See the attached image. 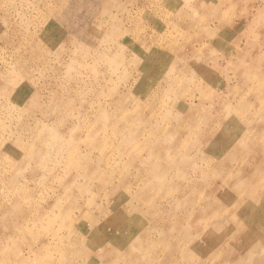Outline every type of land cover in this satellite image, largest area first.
Wrapping results in <instances>:
<instances>
[{
  "label": "rangeland",
  "instance_id": "rangeland-1",
  "mask_svg": "<svg viewBox=\"0 0 264 264\" xmlns=\"http://www.w3.org/2000/svg\"><path fill=\"white\" fill-rule=\"evenodd\" d=\"M138 242L264 264V0H0V264Z\"/></svg>",
  "mask_w": 264,
  "mask_h": 264
},
{
  "label": "crops",
  "instance_id": "crops-1",
  "mask_svg": "<svg viewBox=\"0 0 264 264\" xmlns=\"http://www.w3.org/2000/svg\"><path fill=\"white\" fill-rule=\"evenodd\" d=\"M105 60H106V63L111 67V69L112 68H114V67H118V66H120V65H122L123 64V61H124V54H122V52L120 53V54H118V55H116V56H114L113 58L111 57V56H109V55H106L105 56ZM19 63H18V66L20 65V61H18ZM21 68V67H20ZM10 87V86H9ZM64 100V99H63ZM65 101V100H64ZM69 101H66V105L68 106V103ZM68 103V104H67ZM63 103H61V105H62ZM63 106H65V104L63 105ZM70 106V105H69ZM78 110H75L76 111V114L79 116V118L82 116V111H79V108H77ZM55 111H57V109H53L52 110V112H55ZM121 111H125V110H121ZM126 115H128V114H125V116ZM99 116H107V112H106V109H102L101 110V112H100V114H99ZM70 118H72V117H70ZM76 124H73L72 126L73 127H77V125L75 126ZM71 126V127H72ZM70 127V128H71ZM72 127V128H73ZM69 128V131H71V130H73L72 128L70 129ZM63 140V141H62ZM67 141V138H63V139H61V142L59 143V149L61 150V149H63L64 148V143ZM103 180H105L104 178H103ZM144 190H141V193L140 194H138L139 196H144V194H145V192H143ZM130 197L132 196V194L131 195H129ZM91 223L92 224H94L95 222H94V220H91ZM163 223V225H166V224H169V222H166V221H164V222H162ZM167 228H168V225L166 226ZM178 228V226H173V227H170V230L171 229H177ZM169 230V229H168ZM83 240H85V242L87 243V244H90V245H92L93 244V242L92 241H90L89 240V237H85ZM82 240V241H83ZM79 242H81V241H76L75 242V244H78ZM89 245V246H90ZM89 250H90V247L87 249V251L86 252H89ZM113 250V249H112ZM157 249H156V245L154 244V242H149L147 245H144L143 244V242H138L137 244H135L130 250H129V252L127 253V254H124V255H126V256H130L129 257V259H132V260H136L135 261V264H141V261L143 260V261H148V262H151L150 264H153L152 263V260L153 259H156V258H158V257H156L157 256V254L155 253V251H156ZM135 252V253H134ZM135 257V258H134ZM124 259V256H122V255H120V253L119 252H115V253H112V252H110V258H109V260H114V262L113 263H111V264H116V263H118V262H120V261H122ZM128 259V258H127ZM167 259V261L168 260H171L170 259V257H168V258H166ZM166 259H165V263L167 264L168 262L166 261ZM126 260V259H125ZM158 261H159V259H158ZM163 262V261H162ZM161 264H163V263H161Z\"/></svg>",
  "mask_w": 264,
  "mask_h": 264
},
{
  "label": "bare ground",
  "instance_id": "bare-ground-1",
  "mask_svg": "<svg viewBox=\"0 0 264 264\" xmlns=\"http://www.w3.org/2000/svg\"><path fill=\"white\" fill-rule=\"evenodd\" d=\"M260 15V14H259ZM261 20V19H260ZM250 66V65H249ZM174 73V72H173ZM243 76H245V75H243ZM250 79H251V77H250ZM251 82V81H250ZM69 103V102H68ZM67 103V104H68ZM182 110H183V108H182ZM51 112V111H50ZM137 118V117H136ZM84 119V118H83ZM83 121V120H82ZM84 122V121H83ZM167 122V121H166ZM84 123H86V122H84ZM104 123H105V125H106V122L104 121ZM136 123V122H135ZM73 124V123H72ZM86 125V124H85ZM138 125V124H137ZM76 126V125H75ZM132 129V128H131ZM133 129H134V127H133ZM142 130V129H141ZM133 131V130H132ZM137 134V133H136ZM137 140H139V138L137 137ZM40 141V140H39ZM131 143H134V145H135V142H134V140H133V142H131ZM137 145V144H136ZM132 146V145H131ZM153 150V149H152ZM155 150H156V148H155ZM103 154V153H102ZM151 156H153V155H151ZM4 157V156H3ZM132 159L131 160H133V159H135L134 157H132V156H130ZM159 158H160V156H159ZM8 159V158H7ZM156 160V159H155ZM134 161V160H133ZM147 161V159H145V162ZM100 177V176H99ZM148 182V181H147ZM146 183V181L144 182V184ZM228 189V188H227ZM142 190V189H141ZM171 191L172 190H168V191H164L163 193L164 194H169V193H171ZM165 200H167V199H165ZM153 205V204H152ZM74 206V205H73ZM181 207H183V205H180ZM75 207V206H74ZM66 208V207H65ZM67 209V208H66ZM165 219V218H164ZM85 220V219H84ZM80 221V220H79ZM165 220H163V222H164ZM75 224V223H74ZM95 226V225H94ZM93 226V227H94ZM94 231V230H93ZM166 233H167V235H169V234H171L172 233V231H170V230H168V231H166ZM93 234V233H92ZM83 237H85V236H83ZM79 239V238H78ZM57 241V240H56ZM55 241V242H56ZM54 244V243H53ZM79 244V250H78V253L79 254H81V255H84L85 254V252L87 251V249L89 248V245L90 244H87L86 242H85V240H83V241H81V242H79L78 243ZM53 246V245H52ZM46 247H47V245H46ZM82 247V248H81ZM162 248V247H161ZM63 249V248H62ZM162 250V249H161ZM36 252V251H35ZM54 252H55V250H54ZM30 253V252H29ZM89 253V252H88ZM135 253V252H134ZM87 254V253H86ZM165 254V253H164ZM78 254H76V256H77ZM91 255V254H90ZM71 256V255H70ZM79 256V255H78ZM76 258V257H75ZM78 258V257H77ZM135 258V257H134ZM89 259H90V257H89ZM92 259V258H91ZM127 260V259H126ZM137 260V259H136ZM27 261V260H26ZM85 261V260H84ZM90 261V260H89ZM95 262V261H94ZM31 263V262H30ZM93 263V262H92ZM22 264V263H21ZM163 264H166L165 262H163Z\"/></svg>",
  "mask_w": 264,
  "mask_h": 264
}]
</instances>
